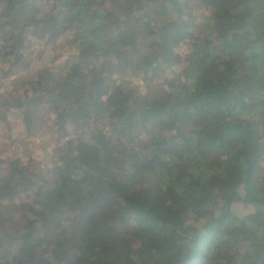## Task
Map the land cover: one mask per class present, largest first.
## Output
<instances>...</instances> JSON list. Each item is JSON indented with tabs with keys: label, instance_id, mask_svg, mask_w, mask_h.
I'll return each mask as SVG.
<instances>
[{
	"label": "trees",
	"instance_id": "1",
	"mask_svg": "<svg viewBox=\"0 0 264 264\" xmlns=\"http://www.w3.org/2000/svg\"><path fill=\"white\" fill-rule=\"evenodd\" d=\"M194 8L208 10L200 29ZM72 34L61 67L0 93V124L19 93L30 116L45 108L50 140L29 146L39 163L16 158L0 177V264H264V0H0V83ZM100 119L110 133L83 139ZM35 164L50 180L27 194ZM235 202L253 212L237 217ZM78 209L81 231L60 230Z\"/></svg>",
	"mask_w": 264,
	"mask_h": 264
},
{
	"label": "rangeland",
	"instance_id": "2",
	"mask_svg": "<svg viewBox=\"0 0 264 264\" xmlns=\"http://www.w3.org/2000/svg\"><path fill=\"white\" fill-rule=\"evenodd\" d=\"M208 10H197L196 8L192 9V14L194 16V22L196 28L200 29L202 19L208 15ZM55 47L58 49V52L55 53L54 57L50 58V52L47 50L46 54L44 55V59L41 56L44 53L43 49H38V45L34 46L30 52H26L25 56L23 57L21 64L15 69L13 76L10 78L3 80L0 83V93L4 92V90H8L12 87L14 82L19 80H28L31 78L35 71L42 67H54L59 68L62 66V62L64 58L70 54L76 53L77 51V41L72 35L60 36L55 42L48 45L50 49ZM38 49V50H37ZM186 51L184 48L178 46L174 50V60H175V70L180 71L182 68L186 66V64L190 61L186 57ZM183 72V71H182ZM140 85V84H139ZM142 85V84H141ZM142 91L145 95L149 97H154L159 88L156 85H147L141 86ZM249 87H240L236 88L233 93L239 95L241 97L250 98V95H247ZM17 97L13 96V98H8L10 104H12V108L10 109V114L8 118H4L1 120L0 124V177L7 174V165L10 161L20 158L22 161L26 163L29 158L35 159L37 163L41 161L42 151H34L33 153L29 149L31 143L33 144H42V143H49L50 140L48 139V134L43 135V125L39 123L37 120L38 116L41 115L44 111V107H38L34 110V116H30L25 109V103L21 98L19 93ZM103 120H98L95 123H92L88 128H84L81 133L83 139H87V133L93 129L98 128L103 130L104 132H109V129L104 127ZM110 133V132H109ZM45 136V137H44ZM69 138H76V133L70 132L68 135ZM146 134L141 136V139H146ZM125 144H127L125 142ZM50 146H53V143H50ZM264 151V150H263ZM38 153V154H37ZM37 154V155H35ZM41 156H40V155ZM260 165L262 169H264V152L260 158ZM39 167L37 164L30 167V173L26 174L22 177V181L25 185L24 192L27 194L35 193V191H39L40 188H44V181L43 179L50 180L48 174H43L41 176ZM47 187L51 188L52 185ZM223 204L220 200L217 205L208 206L207 214L209 216H216L218 214V208ZM230 211L232 214L236 215L237 217H243L249 215L253 212L252 207L249 204H245L242 202H235L230 205ZM88 212L86 214H81L80 209L76 212L70 214L71 222L63 223L60 230L65 231L69 226H72L76 231H81L80 226L76 223L78 222L79 218L87 217ZM5 214V213H4ZM5 216L11 217L10 224L13 225V228L16 229L17 225L21 222L20 218L16 213H13L12 209H7V214ZM204 219L201 217L198 218L197 222H194L193 217L190 214H186L183 216V222L187 225H194L197 228L201 226ZM18 229V228H17Z\"/></svg>",
	"mask_w": 264,
	"mask_h": 264
}]
</instances>
